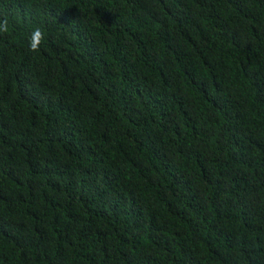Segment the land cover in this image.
I'll return each mask as SVG.
<instances>
[{
    "label": "trees",
    "instance_id": "1",
    "mask_svg": "<svg viewBox=\"0 0 264 264\" xmlns=\"http://www.w3.org/2000/svg\"><path fill=\"white\" fill-rule=\"evenodd\" d=\"M5 18L0 264H264V0Z\"/></svg>",
    "mask_w": 264,
    "mask_h": 264
},
{
    "label": "clouds",
    "instance_id": "2",
    "mask_svg": "<svg viewBox=\"0 0 264 264\" xmlns=\"http://www.w3.org/2000/svg\"><path fill=\"white\" fill-rule=\"evenodd\" d=\"M9 32L8 20L0 19V34ZM44 40V34L40 27H35L32 29L29 39L28 47L30 51L37 52L40 48L41 42Z\"/></svg>",
    "mask_w": 264,
    "mask_h": 264
}]
</instances>
